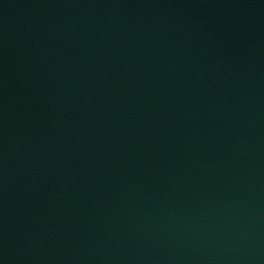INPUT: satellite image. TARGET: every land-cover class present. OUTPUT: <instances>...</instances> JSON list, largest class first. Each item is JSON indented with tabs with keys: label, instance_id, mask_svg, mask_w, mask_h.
Masks as SVG:
<instances>
[{
	"label": "water",
	"instance_id": "95a60500",
	"mask_svg": "<svg viewBox=\"0 0 264 264\" xmlns=\"http://www.w3.org/2000/svg\"><path fill=\"white\" fill-rule=\"evenodd\" d=\"M0 264H264V0H0Z\"/></svg>",
	"mask_w": 264,
	"mask_h": 264
}]
</instances>
